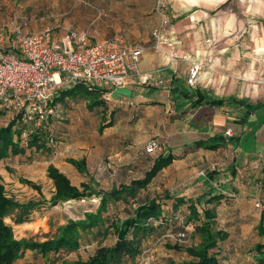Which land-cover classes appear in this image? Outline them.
I'll list each match as a JSON object with an SVG mask.
<instances>
[{
	"label": "rangeland",
	"instance_id": "obj_1",
	"mask_svg": "<svg viewBox=\"0 0 264 264\" xmlns=\"http://www.w3.org/2000/svg\"><path fill=\"white\" fill-rule=\"evenodd\" d=\"M238 3L242 5L244 0H229L224 5L212 11L211 16L217 20H222L224 25H219L215 21L214 26L204 25L201 27L205 52L200 53V55L205 59L211 58L207 60L205 69H264V19H262L264 16L259 17V14L253 17L244 16V13L248 9L245 8L244 10ZM58 4L61 8L63 6L62 0H0V13H7V11L11 12L14 8L15 11L17 8L18 10L22 8L24 14L28 12V14H32L37 20L39 19V30L50 27L53 29L54 34H60L62 29L58 25L63 23L66 14L64 15V12L61 10L60 15H58ZM25 5H27V8H24ZM128 12L132 13V11ZM145 12L148 11H141V14ZM154 13L157 14L155 11ZM154 13H147V16L151 17ZM169 17L171 16L169 15ZM233 17L236 18V23L233 22L231 26H229L227 23L229 20L233 19ZM112 18L116 19L117 16L113 15ZM149 20H152V17L149 18ZM158 20L160 19H155L154 21L157 26L160 22ZM120 22L121 20L112 21L113 31L117 32L116 28L119 26ZM138 26L128 27L130 29L129 43L151 45L152 38H150L151 40L149 42H146L133 37V31L138 30ZM171 28L173 29V22L171 23L170 19V35L172 33ZM2 29L4 28L0 27V31ZM5 29L8 28L5 26ZM142 29L141 27V32ZM190 30L194 31L195 28H190ZM119 38L122 37L120 36ZM122 39L128 41V39ZM176 52L180 56L178 49H176ZM181 59H183V57H181ZM190 66L191 64L187 65V69H189ZM254 90L257 93L259 92L258 88ZM115 93L116 95H122V93L112 91L110 100L105 102V107L107 106L106 108L110 111L112 107H114V104L110 102L112 100L111 97H113ZM119 103L125 102L121 101ZM57 104L59 108L63 110L62 116L64 119L62 121H54L55 128L53 133L55 142L53 143V154L49 155L52 152H46L45 150L37 152L35 149H32L28 150L23 156H15L0 161L1 181L5 185L8 196L14 198L21 204L34 203L37 205L28 212H24L22 209H15L11 215L5 219V222L13 228L16 239H33L37 242L54 239L59 235L61 227L67 225L70 221L85 219L88 213H95L100 205V197L95 194L82 200H71L59 203L58 205L50 204L49 200L55 188L52 180L47 176V167L49 164H54V166L64 172L76 186H80L84 181L89 182V177L92 175L99 183L98 189L109 190L114 185L129 184L132 180L143 178L145 172L150 168L151 163L157 157L156 155L150 156L146 153V146L151 140H157L161 143L163 148L167 146L165 145L166 142L164 143L162 138H158V136L150 137L144 141L148 136V130L152 127V124H150L151 121H147L146 117L139 120L140 116H137L136 119L138 121L135 123L137 135L135 142H133V146L135 147L128 153H120L118 150H121V148L117 146L118 144H116V141H118L120 137L125 139L126 137H122L121 133L124 131V127L130 128L131 126L127 123H123L120 115H118L119 117L117 116L119 118H117L119 120L118 125L114 128L104 129L103 133H99L95 128L89 127L90 122L89 120H87V122L85 117L89 116L90 113L98 115L104 112L103 108H98L90 112L86 107V100L81 97L74 100L58 102ZM135 106L140 108L145 105L135 104ZM150 106H153V104ZM149 109L146 114L151 120L153 118L159 119V117L164 115L163 108L158 111L152 110L151 108ZM115 110H118V108H115ZM104 113L105 117L108 116L107 118L111 119L112 115L110 112L106 111ZM137 113L140 114L141 111H137ZM180 118L181 114H173L169 116L168 119L172 124L176 123L177 126H179L178 122L183 123ZM12 119L13 118L7 115L1 117L0 127L6 125ZM26 126L31 128L29 127L31 126L30 123L26 124ZM83 126H86V130H84ZM224 131L227 130L224 129ZM91 134H94L93 141H90ZM189 135L193 134H188V136ZM193 137L194 136H189L188 139H176L175 143L183 139L188 140V142H191L189 149L194 152L196 150L194 142L192 141ZM26 140L27 133L25 132L23 135L24 145ZM112 143L115 147L108 149V146ZM242 150L250 154V158L252 161H255V165L259 163L258 161H260V159L257 157V154H255L258 152V150L255 151V138L247 137L246 141L242 144ZM129 157L130 159L135 157L137 161L129 160L125 162L124 160L126 158L129 159ZM198 157H201V155L197 154L196 158ZM82 158L87 160L90 176L80 174L74 166L67 162L68 159L79 160ZM240 162L239 166L242 165ZM216 163L215 167L218 168ZM185 164H189V166L176 165L174 168V174L178 179L177 181L170 180V176L162 178L165 173L163 172L161 176L159 175L157 177V181H154L150 187L140 190L135 200L130 199L128 203L124 201L111 203L108 211L104 214L105 226L110 229L109 235L106 238H96L89 234H85L86 236L82 240L81 248L78 251L72 253L63 251L59 254H51L46 258L35 252L27 251L16 264H61L64 259L70 261L78 259L86 260L95 253L99 245L112 246L117 240L112 223L128 218L139 203L146 202L155 196H158L160 201L164 203L163 197L166 194L173 198L186 191H193L192 189L196 191L199 189L200 186H196L195 182L201 183L202 180L198 179H203L208 175L206 172L202 174V169L198 168L199 174L195 176L196 169L192 172L193 165L191 166V162ZM260 165L263 167L262 161ZM239 168L242 170V168H247V166L243 165ZM253 170L256 171V173L252 177L251 174L248 175V172H251L249 169L242 170L240 179L242 181L244 180V183H246L249 179L254 178L255 186L258 188L257 190H261L260 197H258L259 200L254 202L252 201L254 199L251 198L252 200H250L249 198L243 206H239L238 204L241 202H234L232 199H237V197L231 196V199L228 198L225 202H222V206L221 203L216 206V211L218 212L216 227L226 230L230 235L228 240L219 243L218 249L215 251L221 264H257L255 260V245L258 242H264V238L259 236L257 228L261 212L264 211V177H261V175L264 174V170H260V167L256 169L253 168ZM179 174H181V176H179ZM184 175L186 176L184 177ZM233 175L235 177L234 173ZM220 176L223 179L224 176H222V174ZM213 177L208 179L213 181L210 186L211 190L213 188L218 189L223 185V182H215L216 178ZM180 178H183V180L187 178V180L180 181ZM23 179L40 185L42 192L22 183ZM44 199L47 202L43 203ZM163 205L165 206L166 215H172V203L169 201ZM204 207L209 206L206 203H202L199 206L202 214ZM241 208L246 210L242 213L243 216L238 215L239 211L241 212ZM181 209L185 211L183 213H187V207H182ZM193 227V225H190V231L184 241L177 239V234L181 232L178 226L172 225L171 227H166V229L156 227V231L147 236L143 241L142 253L140 256L134 261H131V264H185V262L190 261L191 258L186 252L178 251L171 247L179 245L185 249L197 243L198 239L190 237L194 230Z\"/></svg>",
	"mask_w": 264,
	"mask_h": 264
},
{
	"label": "crops",
	"instance_id": "obj_2",
	"mask_svg": "<svg viewBox=\"0 0 264 264\" xmlns=\"http://www.w3.org/2000/svg\"><path fill=\"white\" fill-rule=\"evenodd\" d=\"M156 1L157 0H62L63 6L60 8L58 4L57 13L60 15L62 10L64 15L66 14V18L63 19L61 25H58L62 29L60 35L62 37L66 30L75 27L78 30H84L89 33L88 44L90 45L105 39L119 38L120 36L126 40L128 39V41H125L121 38L126 44H130V29L128 27L139 25L138 30L133 31V37L138 40L149 42L157 26L154 21L155 19H159V16L154 13ZM167 1L170 5L169 15L171 16L170 19L171 23L173 22L174 29L171 28V35L176 42V49H178L183 59L179 60L177 63L171 64L164 52H153L148 50L141 59L140 70L143 73H147L156 69H163V78L165 79L166 87L132 83L126 88H121L122 91L120 89L115 90L117 93H122V95H116L115 93L113 97H111L112 100L110 102L114 104V107H110H112V109L120 108L119 110L123 112L128 111L127 116L123 119V123H127L128 125L132 124H130V122L134 119V112L139 108H137L135 104L145 105L141 107H145L147 111L149 108L155 111L163 108L164 115L159 117V119L153 118L151 120V118L147 116L146 119L147 121H151L150 124H152V127L148 130V136L144 139V141H146L150 137L156 136L162 138L164 143H169H165V145H167L166 153H172L174 156L178 157L170 167L164 170L165 173L162 178L170 176V180L177 181L178 179L174 174L175 166H189V164H185L187 162H191V166L193 165L192 172L196 169L195 176L199 174L198 168L202 169L201 172H206L208 175L203 179H198L202 180L201 183L195 182L196 186H200L199 189L196 190L198 193L194 194L195 189H192L193 191H186L176 196L190 197L207 194L208 197H214L223 195V202L228 198L231 199V196H235L237 199H232L234 202H243L242 204L239 203V206H243L249 198L250 200L254 199L252 201L255 202L259 200L258 197H260L261 190H257L258 188L255 186L254 178L244 183V180L242 181L240 179V174L242 170L249 169L251 172H248V175L251 174L252 177L256 173L253 168L256 169L260 167V170H264V69H205L207 60L211 58L205 59L200 55V53L205 52L201 27L204 25L214 26L215 21L219 25H224L222 20L213 18L211 13L229 0ZM239 6L243 7L244 10L245 8L248 9L246 11L247 13H244V16L253 17L258 16V14L259 17L264 16V0H244V3H242V5L239 4ZM24 8H27V5H25ZM128 11H132V13ZM141 11L148 12L141 14ZM25 13L26 14H24L22 8H19V10L17 8L16 11L14 8L11 12L7 11V13H0V27H3L6 32L10 33L9 31H13L16 26L20 25L21 21L26 20L28 30L33 32L41 31L39 30V19L37 20L32 14H28V12ZM147 13H154L151 16L152 20H149L151 17H148ZM113 15H116L117 18H112ZM114 20H121L119 26L116 28L117 32L112 30V21ZM233 22L236 23L235 17L229 20L227 24L231 26ZM5 26L8 29H5ZM141 27L143 28L142 32ZM190 28H195V30L192 31ZM190 61H200L204 65L199 82L195 87H189L187 83L189 75L187 65L191 64ZM257 88L259 90L258 93L254 90ZM198 92H200L205 99L224 100L225 105L222 107L202 105L193 108L191 104L197 99ZM187 93L193 94L191 98H187ZM234 98L245 100L247 104L243 103L236 105V103L231 102V99ZM121 101L125 103H119ZM151 104H153V106H150ZM248 104L258 106L251 109ZM147 111L146 113H148ZM173 114H181L180 119H182L183 123L178 122L179 126H177L176 123L172 124L169 122L168 118ZM136 129L137 127L134 124H132L130 128L124 127L121 136L126 138L120 137V139L116 141V144H118L117 146L121 148L118 152L128 153L135 147L133 146V142L136 140ZM224 129H230L232 136L226 135ZM218 133H223L227 138V142L225 145L213 150L199 149L192 152V150L189 149L191 142L184 140L188 139L189 136H194L192 141L196 142L201 139L205 140L209 137H213ZM188 134L193 135L188 136ZM247 137L255 138V151L258 150L255 154H257V157L260 159L257 165H255V161L251 160L250 154L242 150V144L246 141ZM182 138H184V141L179 140L175 143L176 139ZM110 146H108V149L115 147L113 143ZM197 154H200L201 157L196 158ZM129 160L137 161V158L134 157L130 159L129 157V159L126 158L124 161L127 162ZM261 161L263 162V167L260 165ZM239 162L242 163L240 166L245 165L247 168H242L241 170L239 168ZM215 163L218 165V168L214 167L213 169L212 167ZM234 171H236L235 177L233 175ZM221 174L224 176L223 179L220 176ZM213 175L216 178L215 182H223V185L218 189L213 188L211 190L210 186L213 181L208 179ZM179 176H181V174H179ZM185 176L186 175H184V177ZM261 177H264V174L261 175ZM181 180L186 181L187 178L184 180L180 178V181ZM245 211L246 210L241 208V212L239 211L238 215L243 216L242 213Z\"/></svg>",
	"mask_w": 264,
	"mask_h": 264
},
{
	"label": "trees",
	"instance_id": "obj_3",
	"mask_svg": "<svg viewBox=\"0 0 264 264\" xmlns=\"http://www.w3.org/2000/svg\"><path fill=\"white\" fill-rule=\"evenodd\" d=\"M21 23H26V20L21 21ZM54 37L58 39L61 35L55 33ZM106 92V90L99 87L79 84L71 89L63 90L58 94L52 104L57 112L48 115L40 127L31 125L29 126L31 128H28L26 126L28 123L22 121L20 117L10 120L6 125L0 127V161L15 156H23L28 150L32 149H35L37 152L42 150L52 152L53 143L55 142L53 133L55 128L54 121H62L64 119L62 116L63 110L59 108L58 102L74 100L81 97L86 100L88 111L93 112L98 108H103L104 112H110L112 115L111 119L107 118L108 116L105 117L104 112L98 115L90 113L89 116L85 117V120H89L90 122L89 127L95 128L99 133H103L104 129L118 125V115H120L123 121L128 111L123 112L119 110L120 108L109 111L106 108L107 106L105 107V102L108 101L104 99ZM197 94V99L191 104L193 108L202 105L210 107H222L225 105L224 100L205 99L200 92ZM192 95L191 93H187V98H191ZM231 102L236 103V105L247 104V101L235 98L231 99ZM248 106L254 109L258 105L248 104ZM144 110L147 111L146 108L142 107L135 110L134 119L130 124L136 125L135 123L138 121L136 119L137 116H140L139 120L145 117L147 118ZM137 111H141V113L138 114ZM5 115V111L0 109V118ZM83 128L86 130V126H83ZM25 132L27 133V140L24 145L23 135ZM90 138V141H93L94 134H91ZM226 142V136L223 133H218L208 139H201L194 142V147L195 150H213L225 145ZM51 154L53 152L49 155ZM147 154L150 156L156 155L157 157L153 160L143 178L132 180L129 184L114 185L109 190L98 189L99 183L92 175L90 176L85 158L67 160L80 174L90 176V181H84L80 186L74 185L70 178L54 166V164H49L47 167V176L52 180L55 188L49 200L50 204L58 205L59 203L71 200H82L95 194L100 197V205L95 213H88L85 219L70 221L67 225L60 228L57 237L44 242H37L33 239L26 238H15L13 228L5 222V219L15 209H22L24 212H28L37 205L34 203L21 204L14 198L8 196L0 175V264H16L27 251L35 252L45 258L51 254H59L63 251L67 253L78 251L81 248L82 240L87 234L96 238H106L109 235L110 229L105 226L104 214L108 211L110 204L120 201L128 203L130 199L135 200L140 190L150 187L154 181H157V177L159 175L161 176L164 170L170 167L178 158L172 153L167 154L166 147L162 148V151L154 154ZM233 173L236 175V171ZM22 183L42 192L41 186L32 181L23 179ZM196 193L198 191H195L194 194ZM163 198L164 203L169 201L172 203V215H166L164 203L160 201L158 196L152 197L146 202L139 203L128 218L112 223L114 226L113 231L117 237L116 242L112 246L99 245L95 253L88 259L73 261L64 259L61 264H131V261H134L140 256L143 241L147 236L156 231V227L166 229V227H171L172 225L178 226L181 231L186 230L190 225L194 226L190 237L198 239L197 243L185 249L179 245L171 247L178 251L186 252L191 258L185 264H221L215 251L218 249L219 243L225 242L230 236L226 230L216 227L218 214L216 206L219 203L221 205L223 204L224 197L221 195L208 197L206 194H203L200 196H175L172 198L166 194ZM45 202L47 201L44 199L43 203ZM202 203H206L209 206L204 207L203 214L199 209ZM182 207H187L186 214L183 213L185 211L181 209ZM257 228L259 236L264 238V211L261 212ZM255 252L257 264H264V242L256 243Z\"/></svg>",
	"mask_w": 264,
	"mask_h": 264
},
{
	"label": "built area",
	"instance_id": "obj_4",
	"mask_svg": "<svg viewBox=\"0 0 264 264\" xmlns=\"http://www.w3.org/2000/svg\"><path fill=\"white\" fill-rule=\"evenodd\" d=\"M169 8L167 0L156 1L160 22L153 31L151 45L126 44L121 38L90 45L89 33L75 27L58 39L50 27L33 32L28 30L27 23H22L10 33L2 29L0 109L13 119L20 117L25 123L40 127L48 115L57 112L52 104L58 94L79 84L106 90L104 99L108 101L112 91L132 83L166 87L163 69L143 73L140 62L148 50L164 52L171 64L181 60L169 34ZM203 69L200 61L191 62L189 87L198 84ZM226 135L232 136L230 129ZM162 148L160 142L151 140L146 152L154 154ZM189 231L187 227L179 232L177 239L186 240Z\"/></svg>",
	"mask_w": 264,
	"mask_h": 264
}]
</instances>
